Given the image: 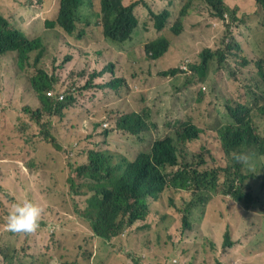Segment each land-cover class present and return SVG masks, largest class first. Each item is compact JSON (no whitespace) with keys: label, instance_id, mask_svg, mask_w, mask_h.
<instances>
[{"label":"rangeland","instance_id":"rangeland-1","mask_svg":"<svg viewBox=\"0 0 264 264\" xmlns=\"http://www.w3.org/2000/svg\"><path fill=\"white\" fill-rule=\"evenodd\" d=\"M14 1L0 0V9H9ZM168 1L162 3L163 7ZM222 1L230 5L231 9H237V17L242 23H239L240 27L236 31L248 43L247 49L252 50V45L255 48L252 51L263 57L261 9L253 0ZM186 2L176 0L175 3V0H170L172 15L160 33L170 42V48L158 61L148 60L143 51L145 42L157 34H145L143 31L147 30L142 21L138 24L140 27L134 42L126 48L130 52L126 56L134 58L135 75L129 78L125 75L131 85L121 86L116 92L99 88L105 84H94L88 89L84 86L89 75L97 73L106 63L103 51L118 49L121 45L101 39L99 32H96L93 37L95 49L89 51L78 47L74 37L62 34L56 27L45 26V21L56 19L59 0H43L41 10L22 6L15 9L12 23L28 38H39L45 52L36 67L24 70L17 67L15 54L0 59V99L4 103H0V160L5 159L0 162V174L7 176L5 185L0 182V252H4L2 243L7 244L8 249L15 246L11 250L12 259L19 264H50L53 259H58L60 264H131L133 259L139 264H169L175 260V264H264V198L260 201L261 205L245 207L230 196L215 194L207 202L203 215L201 211L194 213L191 231L181 233L179 221L173 222L166 230L165 224L158 223V216L153 215L151 220L156 219L152 220L150 229L127 230L122 238L111 243L93 237L85 224L77 217L70 216L73 203L71 199L64 200L67 198L65 194L45 191L47 187L44 182L52 185V181L42 172L53 175L60 166L65 167L64 173L60 175L61 181L64 182L69 175L67 161L61 153L58 160L55 157L47 166H37L38 173H34L33 177L30 175L31 157L37 155L44 160L52 157L56 151L50 144L32 136L36 129L30 114L24 116L23 109L15 114L16 109L25 103L29 104V109L34 106L37 98L31 90L29 78L39 72H47L55 79L54 89L50 90L53 95L62 94L64 100L73 97L74 102L68 107L67 116L78 131L84 121L90 123L86 115L97 123H104L103 128L114 130L121 114L140 112L148 107L151 110L150 127L143 141L116 130L111 133L107 143L119 152L133 156L138 151L147 150L154 139L173 134L177 121L190 119L205 135L194 144L182 147L181 157L194 164L198 160L196 156L200 155L207 168L226 167L217 132L226 122L223 118V102L244 96L245 102L254 107L264 106V98L263 94H254V88L251 91L245 90V94L239 92L237 78L230 72V69L236 70L232 58L228 66L223 68L218 67L216 61L211 63L205 82L201 81L197 71L191 69L192 65L200 63V54L204 49L212 50L222 45L225 27L222 22L221 25L215 24L217 19L212 16L211 10L199 2L195 14L182 21L181 31L174 33L170 27L178 20V11ZM82 13L94 18L96 28L100 26L99 2H95L92 7L85 6ZM143 37L146 40L142 41ZM69 55L72 61L67 62ZM172 68H178L180 73L172 78L159 75L161 70ZM121 103L123 108L118 106ZM69 110L77 112L74 119ZM50 122V128H56L62 143L73 140V133L66 131V123H61L57 118ZM259 124L257 133L264 138V116L259 119ZM71 131L74 129L71 128ZM98 131L101 132V129ZM84 143L88 145L87 141ZM88 146L83 145L85 149H89ZM253 165L255 170H243L247 178L242 184L253 194L261 195L264 191V178L255 179L250 176L264 174V157H253ZM37 180L38 186H33ZM223 181V178L219 181L220 191L225 189ZM35 187L39 191H35ZM25 198L35 203L40 200L45 209L44 215L58 220L59 230L51 223L48 230L43 226L41 231L37 230L28 239L6 232L4 223L10 204ZM50 200L55 204L53 209H50ZM58 200L66 201L65 210ZM160 209L165 211L164 206ZM226 229L234 246L223 250L222 241ZM4 256L10 257V254ZM0 264L6 263L0 260Z\"/></svg>","mask_w":264,"mask_h":264},{"label":"trees","instance_id":"trees-1","mask_svg":"<svg viewBox=\"0 0 264 264\" xmlns=\"http://www.w3.org/2000/svg\"><path fill=\"white\" fill-rule=\"evenodd\" d=\"M164 1L59 0L56 19L45 21V26L56 27L62 34L74 37L78 47L89 51L95 49L96 42L93 37L96 32H99L101 39L117 46L121 45V48L103 51L102 56L106 63L102 69L96 71L97 73L89 75L84 86L88 89L94 84H105L99 88L116 92L121 86L131 85V81L127 80L125 75L128 78L135 75L134 58L126 56L130 53L126 48L133 44L141 21L147 30L143 31L145 34H157L144 44L143 51L148 60L158 61L170 48V42L160 35L172 15L170 0L166 3L167 8L162 5ZM253 1L262 11L264 27V0ZM95 2L96 4L99 2L100 5L98 22L100 26L97 28L94 18L82 13L85 6L92 7ZM199 2L211 10L212 16L217 19L215 24L222 22L225 27V39L216 49H204L200 54V63H195L191 69L197 71L201 81L205 82L210 73L211 63L216 61L217 66L223 68L228 66L229 59L232 58L236 63V70L230 69V72L237 78L239 92L245 94V90L251 91L254 88V94H263L264 98V39L263 57L252 51L255 49L252 45V50L247 49L248 43L236 31L240 27L239 23H242L237 17L236 8L231 9V6L222 0H187L178 11V20L170 29L174 33H179L182 21L195 14ZM18 6L41 10L43 0H15L9 9H0V59L15 54L17 67L24 70L36 67L41 62L45 50L41 47L39 38H28L12 23L11 17ZM141 40L144 41L146 38L143 37ZM66 61H72V56L69 55ZM161 71L159 74L161 77H175L180 73L178 68ZM38 74L29 78L31 90L37 98L34 106L29 109V104L25 103L16 109L15 114L20 113L22 109L24 116L30 114L36 129L32 136L50 144L56 151L52 157H46L44 160L37 155L31 157L30 175L33 177L34 173H38L37 166H47L55 157L58 160L61 153L67 161L69 175L62 182L60 175L64 173L65 167L60 166L53 175L42 172L52 181V185L44 182L47 187L45 191L65 194L67 198L64 200L71 199L73 209L70 210V216L77 217L83 225L85 224L93 237L113 243L115 239L122 238L127 230L150 229L152 220L156 219L151 220L153 215L158 216V223L165 224L166 230L173 222L179 221L181 233L191 231L194 213L201 211L203 215L207 202L215 194L230 196L235 201L243 203L245 207L261 205L264 191L261 195H255L242 184L247 176L243 173L244 168L233 161L231 153L247 152L252 157H264V138L257 133L260 127L259 119L264 116V106L253 107L245 102L244 96L233 97L223 102V118L226 122L217 132L227 165L207 168L200 155L196 156L198 160L194 164L181 157L182 147L194 144L205 135V132L190 119L177 121L173 134L154 139L147 150L129 156L110 147L107 140L116 130L143 141L150 127L151 110L148 107L140 112L121 114L116 120L114 130L105 126L103 128L104 123H97L86 115V120H90V123L84 121L80 126L81 130L78 131L67 116L68 107L74 102L73 97H66L64 101L48 97L47 93L54 89L55 79L47 72ZM112 101L117 103L114 99ZM0 103L4 104L2 99ZM118 106L123 108L122 103ZM254 111L258 113L255 114ZM69 113L73 119L77 114L75 110H69ZM53 118L66 123V131L73 133L72 141L62 143L59 140L56 128L54 127V130L50 128V121ZM68 123L71 125L67 126ZM71 128L74 131H71ZM98 129H101V132ZM83 145L89 149H85ZM2 160L5 159H1L0 162ZM250 177L264 178V174ZM221 178L224 179L223 191H220ZM0 182H4L5 185L7 176L0 174ZM38 182L39 180L35 181L33 186H38ZM34 190L38 188L35 187ZM64 200H58L63 209L67 206ZM38 204L43 205L40 200ZM49 205L50 209L55 207L51 200ZM161 206H164L165 211H161ZM51 214L56 215L53 212ZM44 217L39 231L43 226L48 230L51 223L59 230L58 220L50 216ZM17 235L29 238V235ZM2 246L4 252H0V260L6 264H19L12 259L11 250L15 246H10L9 249L7 244L2 243ZM233 246L231 235L226 229L222 249H230ZM8 254L10 257L4 256ZM131 264L139 262L133 259ZM169 264L175 263L171 261Z\"/></svg>","mask_w":264,"mask_h":264},{"label":"clouds","instance_id":"clouds-1","mask_svg":"<svg viewBox=\"0 0 264 264\" xmlns=\"http://www.w3.org/2000/svg\"><path fill=\"white\" fill-rule=\"evenodd\" d=\"M53 97L58 100V96ZM231 156L233 161L239 163L242 168L255 170L251 154L234 151L231 153ZM44 212V207L27 198L19 202H13L10 204V209L5 217L4 229L6 232L14 234H34L40 227ZM50 264H60V262L58 259H53Z\"/></svg>","mask_w":264,"mask_h":264},{"label":"built area","instance_id":"built-area-1","mask_svg":"<svg viewBox=\"0 0 264 264\" xmlns=\"http://www.w3.org/2000/svg\"><path fill=\"white\" fill-rule=\"evenodd\" d=\"M47 95L49 96V97H53V96H58V100L60 101V100H63V95L62 94H59V95H53V93L51 92V91H49L48 93H47ZM174 263H176V260L175 261H173Z\"/></svg>","mask_w":264,"mask_h":264}]
</instances>
